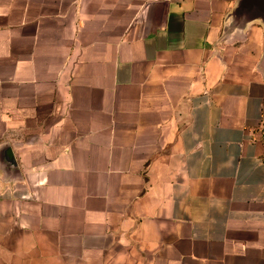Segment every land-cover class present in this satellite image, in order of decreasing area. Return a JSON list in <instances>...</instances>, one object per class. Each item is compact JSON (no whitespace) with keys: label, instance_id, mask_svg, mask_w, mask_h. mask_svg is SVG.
Returning a JSON list of instances; mask_svg holds the SVG:
<instances>
[{"label":"crops","instance_id":"1","mask_svg":"<svg viewBox=\"0 0 264 264\" xmlns=\"http://www.w3.org/2000/svg\"><path fill=\"white\" fill-rule=\"evenodd\" d=\"M0 264H264V0H0Z\"/></svg>","mask_w":264,"mask_h":264}]
</instances>
